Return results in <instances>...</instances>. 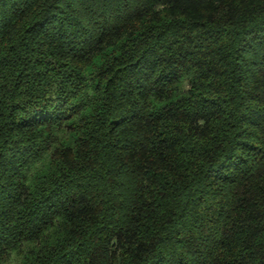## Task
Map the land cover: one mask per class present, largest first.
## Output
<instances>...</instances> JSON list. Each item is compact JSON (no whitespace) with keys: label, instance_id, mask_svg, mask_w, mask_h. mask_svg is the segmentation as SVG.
<instances>
[{"label":"trees","instance_id":"16d2710c","mask_svg":"<svg viewBox=\"0 0 264 264\" xmlns=\"http://www.w3.org/2000/svg\"><path fill=\"white\" fill-rule=\"evenodd\" d=\"M0 264H264V0H0Z\"/></svg>","mask_w":264,"mask_h":264}]
</instances>
